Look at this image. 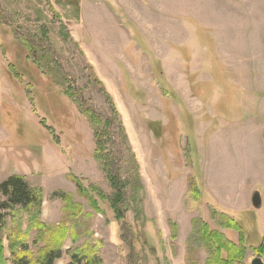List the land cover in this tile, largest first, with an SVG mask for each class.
<instances>
[{
	"label": "rangeland",
	"instance_id": "1",
	"mask_svg": "<svg viewBox=\"0 0 264 264\" xmlns=\"http://www.w3.org/2000/svg\"><path fill=\"white\" fill-rule=\"evenodd\" d=\"M81 102L113 119L108 169ZM108 174L123 185L121 219ZM11 175L40 191L45 228L76 226L55 264L70 251L219 264L220 241L255 240L261 252L245 247L235 264L264 261V231L252 239L245 214L254 191L264 202V0H0V181ZM36 211L17 209L4 231ZM26 233L32 247L38 231ZM7 244L4 233L10 258Z\"/></svg>",
	"mask_w": 264,
	"mask_h": 264
},
{
	"label": "trees",
	"instance_id": "2",
	"mask_svg": "<svg viewBox=\"0 0 264 264\" xmlns=\"http://www.w3.org/2000/svg\"><path fill=\"white\" fill-rule=\"evenodd\" d=\"M27 45V44H26ZM29 52H34L31 50V45L27 46ZM146 49V48H145ZM147 50V49H146ZM51 53L47 51L46 54L42 53L38 55L37 61H35L38 66L41 64H46L48 67L51 65ZM56 67V66H53ZM31 85V84H30ZM70 96H73L72 91L68 92ZM112 105V103L110 102ZM82 115L86 117L90 126L93 129V134L95 137L96 143V154L98 158L103 160L104 166L112 167L113 161H107L106 156H109V152H105L106 147H110L112 140L110 136V126L112 125L113 119L103 118L102 115H99L93 111L89 106L84 105V103H78ZM113 109V108H112ZM112 115H116L115 109L112 111ZM103 152L107 154H102ZM110 157V156H109ZM108 169V168H106ZM108 178L111 182V185L116 188V198L111 203V208L116 214V218L121 219L123 217V202H125V197L123 193V185L119 183V178L117 174H108ZM77 182V181H76ZM136 183L138 186L136 187ZM79 190L82 189V185L78 182ZM94 188L93 186H89ZM134 190L136 188H141V184L137 180L133 186ZM83 190V189H82ZM39 190L31 188L23 181V178L18 175L8 176L5 180L0 181V264H55V261L62 257V247L61 241L65 238L67 232H74V225L67 227V224L56 225L54 227H44L45 225L39 220V208L41 205V197L39 196ZM93 193V191H90ZM96 195L100 199L104 196L97 192ZM65 199L67 196H64ZM90 204L92 208L99 211V207L96 201V198L89 194ZM18 207V208H16ZM34 207L37 211L36 213L27 220L28 225L26 230L19 228L17 231L6 230V218L13 216L17 209L27 210ZM77 212L71 213L81 214L82 207L77 206ZM30 228H36L38 231V236L33 242V248L29 246L27 242V233L26 231ZM6 233V239L8 242L9 257L7 258L4 253L3 245V235ZM45 234V237L42 235ZM50 238V239H49ZM74 238V237H73ZM75 239V238H74ZM38 244H42L41 246ZM225 246V247H224ZM229 246V248H228ZM228 248V249H227ZM263 245L258 246L257 252H261ZM214 253L218 256L219 264H235L241 263V255L245 251L244 245L236 246L233 243L227 244L221 242L216 244ZM225 253L222 254L221 252ZM69 262L68 264H98L100 263L99 257L95 255L94 252L83 254L80 251H70L68 252ZM210 262V261H209ZM214 262L213 264H215ZM209 264H212L211 262Z\"/></svg>",
	"mask_w": 264,
	"mask_h": 264
},
{
	"label": "crops",
	"instance_id": "3",
	"mask_svg": "<svg viewBox=\"0 0 264 264\" xmlns=\"http://www.w3.org/2000/svg\"><path fill=\"white\" fill-rule=\"evenodd\" d=\"M224 158H225V156H223ZM224 161V160H223ZM232 168H230V170L232 171V169H233V171H235L234 170V166L232 165L231 166ZM232 171V172H233ZM206 188V187H205ZM204 189V188H203ZM203 189H198L197 188V190L198 191H200V193L202 192V194L204 193H206ZM206 190H208L207 188H206ZM188 190H186L184 193H183V195H182V197H184V194L187 192ZM209 191V190H208ZM243 197V196H242ZM211 198H212V196H211ZM214 198V197H213ZM244 198V197H243ZM215 199V198H214ZM216 200V199H215ZM218 201V200H217ZM220 204H221V206L223 205V201H220L219 202ZM244 202H242L241 204H243ZM247 204V203H246ZM244 209H246V208H244ZM262 209H264V202H263V204H262V208L260 209V210H262ZM256 210H258V209H256ZM256 210L255 209H253V210H248V212H246L245 214H250V216H251V218H250V220H248L247 221V223H248V225H251L250 227L252 228L251 229V238L253 239V237L254 238H258V235H257V233H258V230H259V232L260 233H262V231H264V217H263V215H261L262 214V212H256ZM223 213V212H222ZM241 214H244V213H241ZM223 215H225L227 218H228V220H230V222L231 223H233V224H235L236 223V221L238 220V218H237V216L235 215V218H233V217H231V215H228V214H226V213H223ZM246 227V231L248 232V231H250V229L249 228H247L248 226H245ZM263 237H261V239L262 238H264V235H262ZM251 239V240H252ZM260 241L259 242H257L256 240L255 241H253L252 243H251V246L248 244H245L244 246L245 247H252V249H256L258 246H260ZM239 245H243V244H239Z\"/></svg>",
	"mask_w": 264,
	"mask_h": 264
},
{
	"label": "water",
	"instance_id": "4",
	"mask_svg": "<svg viewBox=\"0 0 264 264\" xmlns=\"http://www.w3.org/2000/svg\"><path fill=\"white\" fill-rule=\"evenodd\" d=\"M251 205L254 209H259L262 206L260 193L254 191L251 195ZM248 264H264L260 256H253L248 260Z\"/></svg>",
	"mask_w": 264,
	"mask_h": 264
},
{
	"label": "bare ground",
	"instance_id": "5",
	"mask_svg": "<svg viewBox=\"0 0 264 264\" xmlns=\"http://www.w3.org/2000/svg\"><path fill=\"white\" fill-rule=\"evenodd\" d=\"M102 24V23H101Z\"/></svg>",
	"mask_w": 264,
	"mask_h": 264
}]
</instances>
